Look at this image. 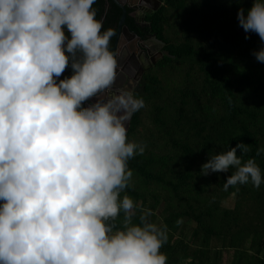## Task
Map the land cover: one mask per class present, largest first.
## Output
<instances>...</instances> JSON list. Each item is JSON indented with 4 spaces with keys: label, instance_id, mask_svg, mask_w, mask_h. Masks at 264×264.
Wrapping results in <instances>:
<instances>
[{
    "label": "clouds",
    "instance_id": "obj_1",
    "mask_svg": "<svg viewBox=\"0 0 264 264\" xmlns=\"http://www.w3.org/2000/svg\"><path fill=\"white\" fill-rule=\"evenodd\" d=\"M94 3L0 0V264L167 262L166 226L150 220V209L134 223L137 205L121 197L128 161L145 150L128 140L126 122L145 102L134 90L113 91L116 32L101 31ZM237 20L258 34L262 46L252 54L264 63V0L240 8ZM69 64L73 74L59 79ZM238 149L248 146L212 156L202 175L233 168L224 191L259 188L260 167L242 163Z\"/></svg>",
    "mask_w": 264,
    "mask_h": 264
},
{
    "label": "trees",
    "instance_id": "obj_2",
    "mask_svg": "<svg viewBox=\"0 0 264 264\" xmlns=\"http://www.w3.org/2000/svg\"><path fill=\"white\" fill-rule=\"evenodd\" d=\"M161 6L144 18V29L164 44L165 55L144 74L141 93L145 107L133 114L127 136L145 146L142 155L128 161L132 171L127 194L150 220L167 228L160 251L166 264H264V183L230 186L235 171L202 175L201 166L212 156L238 143L248 151L242 163L254 159L264 178V63L253 51L261 41L239 26L237 12L250 9L253 0H160ZM102 29H117L120 8L111 0L92 6ZM124 25L140 32L134 19ZM248 39H245V36ZM115 36L110 40L112 49ZM69 66L59 79L70 77ZM234 194L231 209L222 200ZM123 213L115 222L121 226ZM194 225L189 239L181 227Z\"/></svg>",
    "mask_w": 264,
    "mask_h": 264
},
{
    "label": "flooded vegetation",
    "instance_id": "obj_3",
    "mask_svg": "<svg viewBox=\"0 0 264 264\" xmlns=\"http://www.w3.org/2000/svg\"><path fill=\"white\" fill-rule=\"evenodd\" d=\"M113 4L117 5L118 7L124 4L127 9H129L131 12L129 14V17L134 19V24L139 27L140 32H132L129 28H127L128 33L123 34L121 33L120 36H117V29H116V35L114 39V43L112 45L111 51L114 52L117 63L119 64H129L131 65L129 68L125 70L123 73L120 69L118 71L117 68V79L115 81V84L113 86V90L117 89H129L137 91L136 89L140 88V84L142 81V78L146 71H144L141 75L139 73L141 68H143L145 62L144 57L147 58V60L150 59L148 56V51L141 47V45H145L147 48H151L153 51V59L157 60L158 56L164 55L163 48L160 49L159 45L156 41H159L156 39V37L153 34H150L148 31H145L144 29L147 27V24L144 21V18L148 15L154 14L159 7L161 6L160 0H111ZM141 11L139 15H137L136 12ZM135 36V37H133ZM138 39V40H137ZM125 47L124 50H122ZM149 71V70H147ZM127 73L128 75H126ZM64 74V72L62 73ZM101 99L104 98L103 94H101ZM88 102H85V106H87ZM130 122V120L128 121ZM128 122H126V128L128 125Z\"/></svg>",
    "mask_w": 264,
    "mask_h": 264
},
{
    "label": "water",
    "instance_id": "obj_4",
    "mask_svg": "<svg viewBox=\"0 0 264 264\" xmlns=\"http://www.w3.org/2000/svg\"><path fill=\"white\" fill-rule=\"evenodd\" d=\"M119 8H120V10H121V16H120V19H119L118 24H117V36H118V37L120 36L121 33H123V34H127V33H128V30H127L126 26L124 25V23H125V19H126V17H127V8H126V6H125L124 4H122L121 6H119ZM133 37H135V36H133ZM135 38H136V37H135ZM137 40H138V39H137ZM156 42L158 43L159 48L162 49L163 46H164V44H163L162 42H160V41H156ZM141 47H144V48L148 51L147 54H148V56L150 57V59L147 60L146 57L143 58L145 64H144L143 68H141L142 70L139 71L140 75H141L144 71H147V70H149L150 68H152V67L156 64V62H157L155 59H153V51L151 50V48H147L145 45H141ZM124 49H125V47H124L122 50H124ZM161 57H162V56H161ZM130 66H131V65H129L128 63H127V64H119V63H117L118 71H120V69H121V71H122L123 73H124L125 70H126L127 68H129ZM116 71H117V70H116ZM125 74L128 75L127 73H125ZM115 89H117V88H115ZM113 91H114V90H113ZM128 128H129V122H128V125H127V130H128Z\"/></svg>",
    "mask_w": 264,
    "mask_h": 264
},
{
    "label": "rangeland",
    "instance_id": "obj_5",
    "mask_svg": "<svg viewBox=\"0 0 264 264\" xmlns=\"http://www.w3.org/2000/svg\"><path fill=\"white\" fill-rule=\"evenodd\" d=\"M136 2L138 3V1L136 0ZM137 13V15H139L140 13H141V11H138V12H136ZM164 55H165V53H164ZM162 57H160V56H158L157 57V62L161 59ZM156 62V63H157ZM151 69V68H150ZM149 69V70H150ZM146 72H148V71H146ZM137 91H135V93L136 94H140L141 93V86H140V88L139 89H136ZM233 204H234V194H228L223 200H222V203H221V205H222V207L223 208H226V209H231L232 207H233ZM193 228H194V225L192 224V223H187V224H185V225H183L182 227H181V231L179 232H177V234L176 235H181L182 237H184V239L185 240H187V239H189V237L191 236V233H192V231H193ZM229 261H230V257H228V256H226V258H225V260H224V262H223V264H229ZM189 263V261L188 260H186L185 258L184 259H182L181 261H180V263L179 264H188Z\"/></svg>",
    "mask_w": 264,
    "mask_h": 264
}]
</instances>
